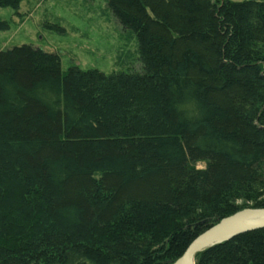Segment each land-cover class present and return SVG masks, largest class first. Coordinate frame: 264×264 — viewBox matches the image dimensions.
I'll use <instances>...</instances> for the list:
<instances>
[{
	"label": "trees",
	"instance_id": "obj_1",
	"mask_svg": "<svg viewBox=\"0 0 264 264\" xmlns=\"http://www.w3.org/2000/svg\"><path fill=\"white\" fill-rule=\"evenodd\" d=\"M108 7L142 72L64 73L55 53L0 50V264H174L264 209V0ZM195 261L264 264V229Z\"/></svg>",
	"mask_w": 264,
	"mask_h": 264
},
{
	"label": "rangeland",
	"instance_id": "obj_2",
	"mask_svg": "<svg viewBox=\"0 0 264 264\" xmlns=\"http://www.w3.org/2000/svg\"><path fill=\"white\" fill-rule=\"evenodd\" d=\"M0 22L9 26L0 31V50L26 45L55 53L64 73L73 66L106 75L142 72L138 39L120 26L108 0H21L18 11L0 9Z\"/></svg>",
	"mask_w": 264,
	"mask_h": 264
},
{
	"label": "water",
	"instance_id": "obj_3",
	"mask_svg": "<svg viewBox=\"0 0 264 264\" xmlns=\"http://www.w3.org/2000/svg\"><path fill=\"white\" fill-rule=\"evenodd\" d=\"M264 229V209H245L225 218L200 236L174 264H196L197 254L230 241L240 235Z\"/></svg>",
	"mask_w": 264,
	"mask_h": 264
}]
</instances>
